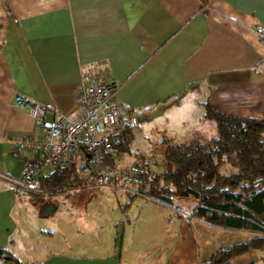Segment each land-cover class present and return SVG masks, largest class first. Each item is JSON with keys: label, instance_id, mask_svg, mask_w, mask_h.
<instances>
[{"label": "crops", "instance_id": "1", "mask_svg": "<svg viewBox=\"0 0 264 264\" xmlns=\"http://www.w3.org/2000/svg\"><path fill=\"white\" fill-rule=\"evenodd\" d=\"M258 24L264 26V0H210L205 5L200 0H0V172L10 177L24 172L30 154L15 149L13 142L38 134L51 119L46 107L71 117L75 88L88 75L114 81L112 109L134 121L126 147L108 151L107 161L113 164L126 161L124 152L145 159L152 135L159 136L151 146L160 158L166 140L212 135L203 103L232 116H261L264 43L254 32ZM19 95L36 103V112L21 106ZM202 122H208L206 129ZM135 137L142 148L131 152L128 143ZM261 137L264 143V132ZM141 163L133 160L131 165ZM145 166L159 173L147 162ZM42 168L37 191L15 188L0 178V247L14 255L18 245L35 248L20 217L22 204L34 212L51 204L46 215H52L57 194L84 182L73 176L61 180L53 167ZM107 189L116 197L114 219H87L86 213L70 217L63 228L67 242L42 245L38 262L195 264L240 242L223 246L216 227L187 219L190 204L184 210L183 199L162 205L134 185L117 182ZM77 192L76 203L83 201ZM48 233L50 229H39L43 236ZM248 263L264 264V247L227 262Z\"/></svg>", "mask_w": 264, "mask_h": 264}, {"label": "trees", "instance_id": "2", "mask_svg": "<svg viewBox=\"0 0 264 264\" xmlns=\"http://www.w3.org/2000/svg\"><path fill=\"white\" fill-rule=\"evenodd\" d=\"M210 0H200L205 5ZM204 104V116L212 120L214 133L184 142L165 141L159 173L147 171L137 186L157 203L170 205L175 198H190L187 219L220 229H241L255 233L246 241L217 249L208 260L195 264H227L231 259L264 247V114L237 117ZM130 128L126 127L118 144L124 149ZM54 168V175L73 176L69 170ZM81 179V178H79ZM40 188V175H39ZM19 264L7 247H0V264ZM253 264V263H248Z\"/></svg>", "mask_w": 264, "mask_h": 264}, {"label": "built area", "instance_id": "3", "mask_svg": "<svg viewBox=\"0 0 264 264\" xmlns=\"http://www.w3.org/2000/svg\"><path fill=\"white\" fill-rule=\"evenodd\" d=\"M258 40L264 43V26L256 25ZM117 84L112 80L88 75L75 88L72 116L46 107L51 119L39 127L37 135L13 142L15 149L30 154L24 160V172L10 177L0 172V178L13 187L27 191L39 189V173L44 166L69 170L79 178L113 188L119 182L139 186L144 170L139 165L127 169L107 161L108 151L114 148L122 131L134 127L131 118L118 116L111 106ZM21 106L36 112L39 106L24 95L17 96Z\"/></svg>", "mask_w": 264, "mask_h": 264}, {"label": "rangeland", "instance_id": "4", "mask_svg": "<svg viewBox=\"0 0 264 264\" xmlns=\"http://www.w3.org/2000/svg\"><path fill=\"white\" fill-rule=\"evenodd\" d=\"M210 121L211 123H213L212 120ZM206 123L208 122H202L201 125L202 128L206 129V125H208ZM132 128L133 127H131V129ZM150 140L151 142L149 141L147 142L148 145L156 144V141L159 140V136L152 135L150 137ZM128 144L131 152L134 151L138 152L140 148H142V141L138 137H135V139L133 138L130 139ZM151 145L149 147V153L147 154L145 159H141L138 156L132 157V155H130L128 152H124L122 153V155L126 156V161L120 162L117 159H115L114 165L118 168H121L120 165L122 164L129 165L130 167L133 160H136V162H145V163L147 162L150 170H154L155 172L156 171L161 172L163 169L161 158L157 154H154ZM47 170H48V166L42 168L41 171L47 172ZM85 182H87V184H85ZM89 183H90L89 181L84 180V182L82 181L81 183H79V186H77L75 189L69 190L66 193H58L56 197V200H58L56 202L57 207L52 215L43 214L45 207H43V209L40 212L39 211L34 212L31 210L30 205L22 204L23 206L19 208L20 217H24L23 220L25 221V225L29 226L30 228L29 233H27V235L29 237V240L30 241L32 240L33 245H35V248L34 246L32 248H24L21 245L15 247L14 253L17 256L18 260L20 261L19 264H41L40 262H38L39 260L38 258L42 257L44 254V251L41 248L42 245L47 246V243L52 244L53 241L56 244V239H57V243H59V246L60 245L62 246L64 243H66L68 234H65L63 232V228L66 226V223L69 222L68 219L70 217L76 218L77 216H81L86 213L87 219H89V216H92L93 220H95L96 218L100 219L107 216H109V219L110 218L114 219V214L117 213V202L115 200L116 197L114 196L113 192L107 189L108 186L98 185L95 183H92L90 186L88 185ZM78 190L80 191L79 192L80 194H83V201L76 203L75 201L77 200ZM120 194H121L120 191H117V193H115V195L118 196V198ZM20 195L22 197L25 196L28 197V194L25 192H20ZM84 199H86L87 202ZM176 199L178 198H175V200ZM179 199H183L182 202L183 209L188 208L187 207L188 204H190L189 207L192 205V200L190 198H179ZM110 207L112 208V210H110ZM165 214H168L167 210H161V215H165ZM39 229H44L45 231H47V229H50L51 233L45 234L43 236L39 234ZM213 231H216L214 233H218L216 234L217 238L219 239L221 238V241H223L222 243L223 246H226L227 244H229L228 242H233L235 240L237 241L246 240L247 238H249L250 236L249 234L253 233L251 231H246V230H241V232H237L236 230L225 231L219 228L218 229L216 228ZM195 232H196L195 234L197 235L196 229ZM225 235L227 236V238L222 239L223 237H225Z\"/></svg>", "mask_w": 264, "mask_h": 264}, {"label": "water", "instance_id": "5", "mask_svg": "<svg viewBox=\"0 0 264 264\" xmlns=\"http://www.w3.org/2000/svg\"><path fill=\"white\" fill-rule=\"evenodd\" d=\"M45 207V210H44V213L43 214H48L49 212H50V210H51V208H52V205H50V204H47V205H45L44 206ZM42 214V215H43Z\"/></svg>", "mask_w": 264, "mask_h": 264}]
</instances>
